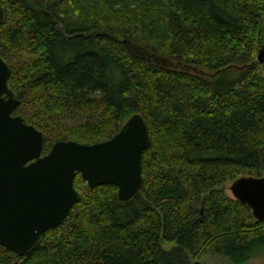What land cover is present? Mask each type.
Wrapping results in <instances>:
<instances>
[{"label": "trees", "instance_id": "16d2710c", "mask_svg": "<svg viewBox=\"0 0 264 264\" xmlns=\"http://www.w3.org/2000/svg\"><path fill=\"white\" fill-rule=\"evenodd\" d=\"M13 114L57 140L149 130L139 191L89 188L28 255L0 264H229L264 257V221L224 184L264 173V0H0ZM170 244V248L163 247Z\"/></svg>", "mask_w": 264, "mask_h": 264}, {"label": "water", "instance_id": "95a60500", "mask_svg": "<svg viewBox=\"0 0 264 264\" xmlns=\"http://www.w3.org/2000/svg\"><path fill=\"white\" fill-rule=\"evenodd\" d=\"M3 18L0 5V23ZM256 60L264 62V39ZM9 75L0 57V246L24 256L81 199L73 186L77 173L89 188L111 184L120 201L130 200L142 183V153L150 137L143 117L134 113L110 139L93 144L57 140L42 154L44 134L13 115L19 101L7 86ZM229 190L255 220L264 221V173L240 176Z\"/></svg>", "mask_w": 264, "mask_h": 264}, {"label": "rangeland", "instance_id": "374dc122", "mask_svg": "<svg viewBox=\"0 0 264 264\" xmlns=\"http://www.w3.org/2000/svg\"><path fill=\"white\" fill-rule=\"evenodd\" d=\"M46 153H48V151ZM231 182L232 181L230 182L228 181L224 184L225 187L224 191L228 197L233 198L229 190V186ZM162 245L163 247L170 248V244L163 243ZM192 264H229V262L225 258L219 255H216L212 252H208L202 257L192 259ZM246 264H264V257L263 256L254 257L250 259Z\"/></svg>", "mask_w": 264, "mask_h": 264}]
</instances>
